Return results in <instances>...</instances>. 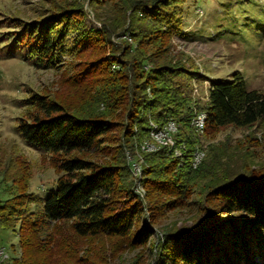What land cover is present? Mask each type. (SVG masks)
Here are the masks:
<instances>
[{"label": "rangeland", "instance_id": "rangeland-1", "mask_svg": "<svg viewBox=\"0 0 264 264\" xmlns=\"http://www.w3.org/2000/svg\"><path fill=\"white\" fill-rule=\"evenodd\" d=\"M52 22L66 52L42 57L38 37ZM234 77L264 93V0H0V264L21 257L25 220H37L34 264H172L179 246L167 238L200 226L213 186L264 175V120L213 132L204 125L212 80ZM34 96L113 131L92 152H40L18 131L43 116ZM73 157L113 169L114 200L141 205L146 244L81 238L71 221L41 220L65 175L56 160ZM225 211L223 223L237 222ZM240 242L245 262L251 242L243 234Z\"/></svg>", "mask_w": 264, "mask_h": 264}, {"label": "trees", "instance_id": "trees-1", "mask_svg": "<svg viewBox=\"0 0 264 264\" xmlns=\"http://www.w3.org/2000/svg\"><path fill=\"white\" fill-rule=\"evenodd\" d=\"M54 24L42 25L40 44L35 48L42 57H49L53 50L59 54L66 52L62 31H54ZM30 102L43 116L31 122L21 121L18 131L28 146L40 152L63 156L92 152L99 149L103 138L113 131V123L109 121L78 119L66 113L58 103L42 97L34 96ZM259 120H264V93L249 90L239 78L212 80L206 109L207 131L228 125L244 128ZM56 163L65 175L45 199L42 221H71L72 231L81 238L132 236V243L149 241L152 231L143 223L139 225L143 215L141 205L127 201L122 207L117 206L114 200L117 179L113 169L100 168L77 157L57 159ZM204 201L210 211L200 219V226L167 238L166 244L179 246L171 252L170 262L225 264L226 259V264H264V175L254 182L243 175L225 184H216ZM223 209L226 214L237 215V222L223 223L220 218ZM36 222L25 220L20 224L18 239L22 253L11 264H34L28 250L32 247L29 235L33 234ZM137 226L138 230L132 235ZM225 229H230L231 233ZM222 233H227L223 234L226 237L220 238ZM242 234L251 242L246 263L240 242Z\"/></svg>", "mask_w": 264, "mask_h": 264}, {"label": "bare ground", "instance_id": "bare-ground-1", "mask_svg": "<svg viewBox=\"0 0 264 264\" xmlns=\"http://www.w3.org/2000/svg\"><path fill=\"white\" fill-rule=\"evenodd\" d=\"M203 119H204V118H203ZM194 121H195V120H194ZM198 123H199V122H198ZM170 124H171V123H170ZM203 124H204V123H203ZM204 125H205V124H204ZM191 127H192V126H191ZM195 128H196V126H195ZM155 129H156V128H155ZM153 130H154V129H153ZM174 130H175V129H174ZM195 130H196V129H195ZM165 131H166V129H165ZM168 131H170V130H168ZM199 131H200V130H199ZM151 132H152V131H151ZM203 132H204V131H203ZM203 132H202V133H203ZM160 133H162V132H160ZM167 133H168V132H167ZM157 134H158V133H157ZM168 134H169V133H168ZM196 134H197V133H196ZM198 134H199V133H198ZM152 135H153V134H152ZM164 139H166V138H164ZM170 140H171V139H170ZM157 141H158V140H157ZM165 141H166V140H165ZM164 143H165V142H164ZM169 145H170V144H169ZM172 145H173V144H172ZM176 147H177V146H176ZM180 150H181V149H180ZM199 151H200V150H199ZM201 152H202V151H201ZM170 153H171V152H170ZM194 156H195V154H194ZM195 158H196V157H195ZM202 159H203V158H202ZM202 159H201V160H202ZM195 160H196V159H195ZM200 162H201V161H200ZM200 162H199V163H200ZM2 255H4L3 251H2ZM0 259H1V258H0ZM2 259H3V258H2Z\"/></svg>", "mask_w": 264, "mask_h": 264}, {"label": "built area", "instance_id": "built-area-1", "mask_svg": "<svg viewBox=\"0 0 264 264\" xmlns=\"http://www.w3.org/2000/svg\"><path fill=\"white\" fill-rule=\"evenodd\" d=\"M0 258H4V256L2 255V250H0Z\"/></svg>", "mask_w": 264, "mask_h": 264}]
</instances>
